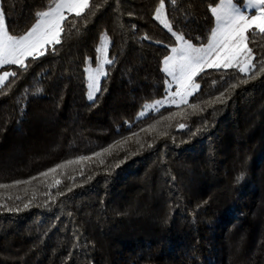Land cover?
Instances as JSON below:
<instances>
[{
  "label": "trees",
  "instance_id": "obj_1",
  "mask_svg": "<svg viewBox=\"0 0 264 264\" xmlns=\"http://www.w3.org/2000/svg\"><path fill=\"white\" fill-rule=\"evenodd\" d=\"M49 2L0 0L10 34H25ZM158 2L90 0L82 18L69 15L76 25L65 22L55 51L8 67L16 76L0 87V184L11 185L0 188V264H264V73L204 70L189 99L199 109L140 117L165 94L162 61L175 43L154 19ZM215 2L166 0L165 11L199 46ZM104 33L114 63L90 101L85 69ZM249 46L258 70L264 36ZM81 156L91 159L68 163Z\"/></svg>",
  "mask_w": 264,
  "mask_h": 264
},
{
  "label": "snow or ice",
  "instance_id": "obj_2",
  "mask_svg": "<svg viewBox=\"0 0 264 264\" xmlns=\"http://www.w3.org/2000/svg\"><path fill=\"white\" fill-rule=\"evenodd\" d=\"M169 3L176 5L177 0H169ZM90 7V0H50L45 10L35 13L36 20L32 27L25 34L19 36L10 34L6 27L5 13L0 8V68L5 65H17L26 69L28 65L25 61L29 57L38 59L44 56L46 45H51L52 50L55 51V46L62 43L65 22L73 27L76 25V19L69 20V15L74 14L75 18H82ZM165 8L166 0H159L158 6L154 9V19L160 22L175 38L176 46L171 47V55L164 57L161 69L167 77L171 78V81L166 80L165 83L170 85L174 82L176 85L175 91H172L170 87L165 89L170 104L177 107L188 105L194 110L199 109V104H189V97L199 90L200 85L195 81V78L205 69H222L225 71L235 69L246 76L251 73V78L264 73V60H260V67L257 70L254 63L255 55L249 46L257 35L264 36V0H242V3H238L237 0H218L215 2L214 6H210L209 9L214 18V26L211 28L206 42L199 46L189 42L183 34H178L177 31L173 30ZM91 14L94 15L95 12L93 11ZM143 39H150V37L145 36ZM108 43L107 33L102 34L100 46L96 49L100 53L96 59L97 66L95 69L91 67L85 69L88 74L87 98L90 101L96 98V93L102 91L101 77L107 76L105 65L114 63V60L106 54ZM157 43L163 42L157 41ZM86 63L90 62L86 60ZM15 76V72L5 71L0 75V87L5 84L8 77ZM241 83H247V81L242 80ZM236 87V84L231 85V88ZM223 95L224 93H221L215 98V101L208 103L221 101ZM163 104L164 101L156 100L152 105H145V108L156 109ZM139 115L143 117L145 112L142 111ZM179 127L185 128L186 125L181 123ZM133 135L138 134L134 133ZM116 143L121 142L117 141ZM103 151L108 152L109 149L106 148ZM94 155L101 156L102 153L97 152ZM90 159L89 156H81L78 160L68 161V163H79ZM58 167H64V165ZM50 171L55 172L56 168ZM48 174V172L42 173L43 176ZM33 179L36 178L33 177ZM237 179H242V177ZM16 183H28V181H17ZM55 183L58 185L61 181L57 180ZM10 186L0 184V188ZM27 206L25 205V207Z\"/></svg>",
  "mask_w": 264,
  "mask_h": 264
},
{
  "label": "rangeland",
  "instance_id": "obj_3",
  "mask_svg": "<svg viewBox=\"0 0 264 264\" xmlns=\"http://www.w3.org/2000/svg\"><path fill=\"white\" fill-rule=\"evenodd\" d=\"M250 11H252V10H250ZM157 21V20H156ZM157 23L164 29V30H166V31H168L166 28H164L163 27V25L160 23V22H158L157 21ZM47 46V45H46ZM45 46V47H46ZM108 46H109V43H108V45H107V51H108ZM173 46H176L175 45V43H174V45ZM173 46H171V47H173ZM171 47H170V49H171ZM170 49H169V54L168 55H171V51H170ZM107 54V53H106ZM100 55V53H98L97 52V56H96V59H97V57ZM11 66H16V65H5L4 67H2V68H0V75H2L5 71H8V67H11ZM96 61H95V64H93V65H89L88 67H91V68H93V69H95L96 68ZM87 67V68H88ZM105 67H106V65H105ZM162 67H163V65H162ZM205 70H207V69H205ZM167 77V76H166ZM102 78L103 77H101V80H102ZM86 79H87V94H88V74H87V72H86ZM167 80L168 81H171V78L170 77H167ZM168 87H170L171 88V90L172 91H175L176 90V85H175V83L174 82H172L170 85H167V84H165V89L166 88H168ZM197 92V91H196ZM195 92V93H196ZM194 93V94H195ZM97 94V93H96ZM95 94V95H96ZM193 94V95H194ZM192 95V96H193ZM167 97H168V93L166 92V90H165V94H164V96L162 97V98H160V99H157V100H162V101H164V104L162 105V106H158L156 109H149V108H144L143 109V112H145V115L146 114H148V113H150V112H155V111H157V110H159V109H161V108H164V107H170V106H175V105H172V104H170L169 102H168V99H167ZM189 99H190V97H189ZM156 101V100H155ZM154 101V102H155ZM154 102H152V103H150V104H148V105H152V104H154Z\"/></svg>",
  "mask_w": 264,
  "mask_h": 264
}]
</instances>
